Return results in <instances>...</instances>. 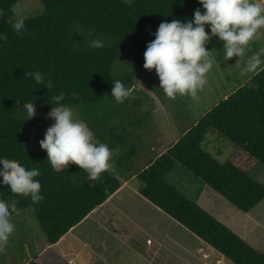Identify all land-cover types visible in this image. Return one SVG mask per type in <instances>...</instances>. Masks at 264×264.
Masks as SVG:
<instances>
[{
	"label": "trees",
	"instance_id": "1",
	"mask_svg": "<svg viewBox=\"0 0 264 264\" xmlns=\"http://www.w3.org/2000/svg\"><path fill=\"white\" fill-rule=\"evenodd\" d=\"M21 1L0 0V34L7 38L0 40V164L7 160L39 169L37 179L45 199L33 205L30 198L0 190V197L15 203L17 211L11 218L31 209L50 247L103 206L124 181L137 177L143 185L142 197L230 264H264V252L199 205L201 195L188 200L165 181L181 165L242 215L251 214L264 201V184L253 174L258 165L264 166V65L159 155L154 144L158 140L146 124L153 121L154 99L165 106L172 98L159 88L155 70L144 69V52L160 23L192 19L201 7L197 0H38L43 16L25 20L26 32L18 35L8 21L17 18L14 9ZM93 39L102 40L104 46L90 48ZM39 73L45 76L44 84L26 79ZM117 79L134 89L123 103L110 94ZM48 80L51 90L46 88ZM141 85L152 94L138 88ZM61 92L63 103L78 111L95 138L118 150L113 168L86 185L76 182L75 164L56 171L47 154L28 147L41 118L26 121L24 106L34 102L47 115L49 101ZM209 136L235 147L226 164L204 150ZM146 143L152 145L154 155L135 170V163L149 156ZM29 264H44L43 256L31 255Z\"/></svg>",
	"mask_w": 264,
	"mask_h": 264
},
{
	"label": "rangeland",
	"instance_id": "2",
	"mask_svg": "<svg viewBox=\"0 0 264 264\" xmlns=\"http://www.w3.org/2000/svg\"><path fill=\"white\" fill-rule=\"evenodd\" d=\"M14 11L17 17L28 20L42 17L44 7L38 0H23L15 6ZM206 47L207 50L212 51L210 55L215 57L220 55L218 52L222 51L223 44L218 38H213ZM252 57H257L260 61L255 67H249V60ZM263 65L264 29L261 30L258 38L250 42L243 57H233L227 62L216 63L212 71L207 74V85L203 90L198 91L195 97L177 95L165 106L154 99L156 108L153 121L146 124V129L158 140L154 142L157 144V153H165L170 149L177 139H180L207 112L249 82L263 69ZM138 88L145 90L149 95L152 94L144 85ZM36 110L35 117H40L41 123L34 129L28 147L34 152L47 154L41 149L39 142L54 121L48 118L44 110ZM73 110L77 119L81 120L78 111ZM151 146L146 143L149 156L141 158L140 163H135L133 166L135 170L144 167L153 157ZM204 150L221 164H226L235 153L233 145L216 136H209ZM74 169L76 182L89 184L86 172L77 165ZM253 174L257 181L264 184L263 165H258ZM165 181L191 201H196L199 195L215 196L216 202L213 198H209L211 203L208 200L202 208H207L206 211L208 209L214 211L211 215L219 216L222 215L221 211L225 212L230 218L228 222L224 220L229 228L246 240L251 247L264 252V201L247 215V218L217 193H208L209 187L181 165L176 166L174 171L166 175ZM135 184L139 188L143 186L139 180H135ZM89 217L73 230L74 233L70 234L66 241L62 240L51 245L48 250L46 237L31 209L21 215L13 216L11 219L16 231L10 237L4 251L0 252V264H27L31 255H42L44 264L231 263L164 211L133 192H126L123 196L113 199L105 205L100 216Z\"/></svg>",
	"mask_w": 264,
	"mask_h": 264
},
{
	"label": "clouds",
	"instance_id": "3",
	"mask_svg": "<svg viewBox=\"0 0 264 264\" xmlns=\"http://www.w3.org/2000/svg\"><path fill=\"white\" fill-rule=\"evenodd\" d=\"M130 2V0H126ZM192 19H172L159 24L154 39L147 43L144 52V69L155 70L160 81L159 88L167 97L175 99L177 95L195 97L197 92L207 85V74L220 61L227 62L233 57H243L250 42L258 38L264 29V0H197ZM203 9V11H202ZM0 17L3 13L0 12ZM18 35L26 32L25 19L17 17L8 21ZM206 26L208 30L206 31ZM218 38L223 48L218 56L206 45ZM0 34V40H6ZM102 40L93 39L90 48L100 49ZM260 61L257 57L249 60V67H255ZM26 79L40 85L45 83L43 73L28 74ZM46 88L52 89L47 81ZM134 89L117 79L111 84V97L117 103H123ZM73 93V96H76ZM65 94L61 92L52 97L48 118L54 121L40 140V147L47 153L51 167L60 171L70 164L79 166L86 172V179L96 181L101 174L113 168L118 150L94 138L88 124L77 119L73 108L64 104ZM53 101L56 106H53ZM34 102L24 106L26 121L36 115ZM39 169H27L24 165L3 160L0 164V190H9L13 194L30 198L33 205L41 203L45 197L41 194V183L37 177ZM91 186V185H90ZM17 211L15 203L0 197V252H3L16 226L11 216Z\"/></svg>",
	"mask_w": 264,
	"mask_h": 264
},
{
	"label": "crops",
	"instance_id": "4",
	"mask_svg": "<svg viewBox=\"0 0 264 264\" xmlns=\"http://www.w3.org/2000/svg\"><path fill=\"white\" fill-rule=\"evenodd\" d=\"M179 139H177V141H178ZM177 141L175 142V143H177ZM162 154V153H161ZM161 154H159V155H161ZM135 180H138L137 179V177H134V178H132L131 180H129V181H124V183H123V185H122V187L103 205V206H101L100 208H98L97 210H95L94 211V213L92 214V215H90V217L89 218H91L92 216L93 217H96V216H100L101 214H102V211H103V209H104V207H105V205H107L108 203H110L113 199H116L117 197H119V196H123L124 195V193H126V192H133V193H136V194H139V195H141L140 194V188H139V186L138 185H136L135 184ZM212 191H208V193H211ZM141 197H142V195H141ZM209 198H213L214 199V201L216 202L217 201V198H215V196L213 197V195L211 196V194H209L207 197L206 196H204V195H201V197H199V199H198V203H199V205H205V204H207V202H208V200H209V203H211V199H209ZM207 199V200H206ZM201 200V201H200ZM208 203V204H209ZM205 209H207V208H205ZM209 210V209H208ZM209 212L211 213V212H214V211H210L209 210ZM221 214L222 215H219V212H218V215L219 216H217L216 214L215 215H213V216H215L216 218H218L219 220H221L222 222H224V220H225V222L227 221L228 222V220H230V218L228 217V215H225V212H223V211H221ZM246 216V215H245ZM247 217V216H246ZM248 218V217H247ZM224 222V223H225ZM226 224V223H225ZM228 224V223H227ZM77 228V227H76ZM74 230V229H73ZM71 231L68 235H66L62 240L63 241H66L67 239H68V237H70V234L72 235V233H74V231ZM62 240H61V242H62ZM47 249L49 250L50 249V247H47ZM27 264H29V261L28 262H26Z\"/></svg>",
	"mask_w": 264,
	"mask_h": 264
}]
</instances>
